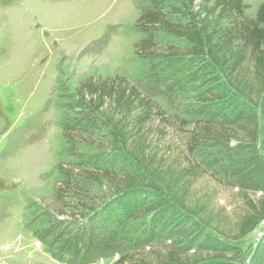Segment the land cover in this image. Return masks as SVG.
Masks as SVG:
<instances>
[{
	"label": "rangeland",
	"instance_id": "374dc122",
	"mask_svg": "<svg viewBox=\"0 0 264 264\" xmlns=\"http://www.w3.org/2000/svg\"><path fill=\"white\" fill-rule=\"evenodd\" d=\"M155 1L167 14L178 10L173 0ZM262 1L243 0L246 15L252 17ZM150 5L151 0H0V264H72L58 258V235L78 220L79 190L70 188L59 196L57 189L70 180L74 184L84 170L134 171L124 154L100 139L104 132L92 131L83 117L76 89L92 75H119L153 103L147 123L153 144L168 162L189 157L203 170L192 191L208 197L230 229L235 230L246 208L240 191L252 189L253 170L254 182L264 180L260 146L252 149L242 134L228 143L202 141L188 154L197 121L221 123L252 107L206 59L186 55L184 41L161 30L142 29L137 19ZM148 39L152 47L140 50L137 44ZM170 47L176 48V55ZM253 157L263 166L241 172ZM87 193L101 196L103 190L93 186ZM259 195L250 193L253 200ZM137 201L143 205L139 218L125 220L123 207ZM151 206L157 210L147 213ZM88 218L106 229L117 228L123 219L118 229L131 247L122 254L138 256L154 255L168 240L183 250L204 240L237 247L233 264H249L264 233L263 220L243 239L228 243L167 197L144 189L107 203ZM154 227H159V239L145 247L132 246ZM50 228L58 235L44 236ZM171 230L180 234L171 238ZM118 256L89 264H113ZM73 264L82 263L78 259Z\"/></svg>",
	"mask_w": 264,
	"mask_h": 264
},
{
	"label": "trees",
	"instance_id": "16d2710c",
	"mask_svg": "<svg viewBox=\"0 0 264 264\" xmlns=\"http://www.w3.org/2000/svg\"><path fill=\"white\" fill-rule=\"evenodd\" d=\"M173 1L178 10L171 7L174 11L167 10V14L164 7L151 0L150 8L141 12L137 19L139 26L146 31L161 30L184 41L186 55L206 59L228 88L252 107L250 111L221 123L197 121L190 133L188 154L191 155L202 141L228 143L238 140L242 134L252 149L260 146L264 159V0L252 17L246 15L243 0ZM137 45L140 50L152 47L150 39ZM169 49L173 55L177 54L176 48ZM76 90L88 127L92 131H103L100 139L105 140L106 146L117 154H124L133 164L134 171L84 170L74 184L66 177L69 182L61 185L56 194L62 196L70 188L78 189L76 204L80 212L78 220L71 222L59 235L51 228L44 232V236H49V232L50 236H59L58 242L62 247L58 258L72 264L78 259L82 264H89L117 254L119 256L113 264H233L239 256L237 247L213 246L204 240L194 241L186 250L178 248L175 240L173 245L168 240L169 245H164L154 255L122 254L123 250L131 247L130 241L120 236L118 226L123 219L117 222V228L109 226L106 229L105 225L97 228L96 221L88 217L107 203L116 204L132 192L144 189L167 197L183 214L224 241L237 242L264 220V180L259 183L253 181L257 172L253 170L252 189L241 188L246 208L234 224L235 230H232L227 226L222 211L211 207L208 197L197 196L192 191L195 179L203 175V170L189 157L183 162H168L166 155L153 144L149 136L151 130L147 128L154 112L153 103L135 86L119 75L109 78L92 75L84 79ZM244 165L241 172L259 170L263 163L253 157ZM93 186L102 189L103 195L87 193ZM257 192L261 195L253 200L250 193ZM142 209L143 205L137 201L128 208L123 207L125 213L122 217L125 220L137 219ZM155 210L157 208L151 206L147 213ZM158 230L159 227L149 228L143 239L132 246H148L161 236ZM169 234L174 238L180 232L171 230ZM249 264H264V233Z\"/></svg>",
	"mask_w": 264,
	"mask_h": 264
}]
</instances>
